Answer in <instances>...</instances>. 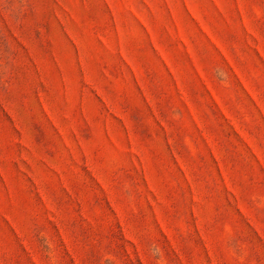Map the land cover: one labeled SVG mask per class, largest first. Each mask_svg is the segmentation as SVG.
Segmentation results:
<instances>
[{
    "label": "rangeland",
    "instance_id": "374dc122",
    "mask_svg": "<svg viewBox=\"0 0 264 264\" xmlns=\"http://www.w3.org/2000/svg\"><path fill=\"white\" fill-rule=\"evenodd\" d=\"M0 264H264V0H0Z\"/></svg>",
    "mask_w": 264,
    "mask_h": 264
}]
</instances>
